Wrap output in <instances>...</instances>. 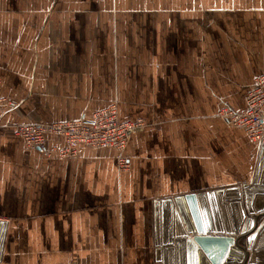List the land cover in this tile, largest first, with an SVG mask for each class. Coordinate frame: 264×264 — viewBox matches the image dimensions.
<instances>
[{
    "label": "crops",
    "instance_id": "0c3cea01",
    "mask_svg": "<svg viewBox=\"0 0 264 264\" xmlns=\"http://www.w3.org/2000/svg\"><path fill=\"white\" fill-rule=\"evenodd\" d=\"M264 74V0H0V264H162L154 200L253 177L259 142L217 116ZM142 119L125 150L48 156L24 123ZM47 148L66 140L48 135Z\"/></svg>",
    "mask_w": 264,
    "mask_h": 264
},
{
    "label": "water",
    "instance_id": "95a60500",
    "mask_svg": "<svg viewBox=\"0 0 264 264\" xmlns=\"http://www.w3.org/2000/svg\"><path fill=\"white\" fill-rule=\"evenodd\" d=\"M162 264H264V138L253 177L215 190L155 199ZM8 221L0 220V263Z\"/></svg>",
    "mask_w": 264,
    "mask_h": 264
},
{
    "label": "built area",
    "instance_id": "2783aa9c",
    "mask_svg": "<svg viewBox=\"0 0 264 264\" xmlns=\"http://www.w3.org/2000/svg\"><path fill=\"white\" fill-rule=\"evenodd\" d=\"M247 108L242 111L227 106L220 108L218 116L228 124L242 128L252 141L264 138V74L257 76L247 98ZM17 103L0 97V114L16 108ZM146 127L142 119L122 120L117 102L96 111L88 119L81 118L49 124L24 123L15 126V133L23 139L26 146L39 149L48 156L57 154L62 158L77 154V147L85 145L94 149L114 148L119 151L118 166L128 170L130 161L125 150L132 138ZM48 135L61 136L66 140L64 148H47Z\"/></svg>",
    "mask_w": 264,
    "mask_h": 264
},
{
    "label": "rangeland",
    "instance_id": "374dc122",
    "mask_svg": "<svg viewBox=\"0 0 264 264\" xmlns=\"http://www.w3.org/2000/svg\"><path fill=\"white\" fill-rule=\"evenodd\" d=\"M219 112V111H218ZM217 116H218V113H217Z\"/></svg>",
    "mask_w": 264,
    "mask_h": 264
}]
</instances>
